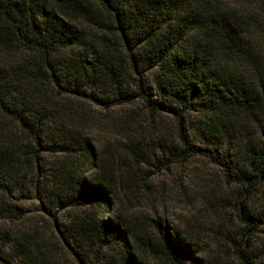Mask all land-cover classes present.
I'll use <instances>...</instances> for the list:
<instances>
[{
  "label": "trees",
  "instance_id": "trees-1",
  "mask_svg": "<svg viewBox=\"0 0 264 264\" xmlns=\"http://www.w3.org/2000/svg\"><path fill=\"white\" fill-rule=\"evenodd\" d=\"M68 1L50 7L42 0H0V57L24 52L0 62V221L22 224L24 210L16 202L36 195L51 207L73 210L61 240L76 264H88L85 251L92 249L106 264H147L151 256L185 264L187 244L178 232L100 218L92 210L121 193L118 155L97 157L77 121L69 120L72 111L62 117L49 100L54 91L81 98L96 87L113 96L104 104L142 99L153 125L146 150L181 160L202 151L189 144L184 118L187 111L201 113L203 137L226 143L236 160L231 173L227 160L211 155L242 188L238 216L244 226L239 241L231 239L234 256L239 264H264V242L258 254L253 242L264 211L255 217L247 206L264 183V132L252 130L264 116V69L249 78L215 64L219 57L243 60L240 25L216 0H97L96 14ZM72 12L104 35H85L59 16L71 18ZM146 62L155 68L158 101L141 78ZM134 74L140 76L131 78L132 90L127 81ZM166 114L176 121L179 144L173 149L159 123ZM46 154L49 162H43ZM0 264L64 263L50 238L33 227H9L0 228Z\"/></svg>",
  "mask_w": 264,
  "mask_h": 264
},
{
  "label": "rangeland",
  "instance_id": "rangeland-1",
  "mask_svg": "<svg viewBox=\"0 0 264 264\" xmlns=\"http://www.w3.org/2000/svg\"><path fill=\"white\" fill-rule=\"evenodd\" d=\"M42 1L51 7L56 0ZM69 2L80 3L91 12L100 13L101 7L97 0H69L66 3ZM216 4L220 11L229 14L240 25L245 53L243 60L219 57L215 64L218 68L242 72L250 78L257 69H264V0H216ZM101 15L104 17L102 13ZM59 16L85 35H104L78 14L70 13L71 18L61 14ZM23 55V51L3 55L0 62L7 63ZM139 68L146 90L150 92L152 99L158 101L161 92L155 84V68L147 62L140 64ZM138 76L140 75L134 74L128 79L130 89L135 90L131 78ZM86 94L81 98H73L54 91L49 102L51 109L62 117L68 118V110L72 111L69 120L77 121L74 123L80 126L83 136L89 139L97 157L104 159L111 154L116 158L118 155L117 162L122 166L125 176L120 185L121 193L111 197L106 208L92 210H96L100 218H126L136 224L141 223L149 230L160 225L163 229L178 232V238L187 244L183 257L185 264H239L234 256L231 239L236 242L240 239L244 225L239 219L238 208L244 197L241 186L231 181L226 176L224 167L218 163L223 159L227 160L233 173L236 172L233 167L236 160L231 158L233 153L226 143H213L203 137L198 129L201 113L187 111L184 118L189 144L202 151L181 160L157 148L146 150L144 143L147 142L145 139L149 136L152 123L142 99L136 98L131 102L113 105L101 102L113 98L102 89L90 87ZM159 123L164 126L163 135L165 133L168 137L167 142L173 149L172 145L179 144L174 117L163 115ZM252 126L258 136L263 135L264 116ZM141 141H144L142 145L136 144ZM149 143L153 145L152 141ZM51 158L46 154L43 162H49ZM16 204L24 210L23 223L13 225L11 222L0 221V228L12 227L18 230L33 227L51 239L64 264H76L61 240L73 210L65 206L51 207L36 195L29 200L17 201ZM247 206L255 217L264 211V183ZM253 242L257 252L264 242V219L261 220L258 233L253 236ZM85 253L89 257L88 264H106L95 249ZM94 254L97 258L91 260ZM258 261L255 259V263L258 264ZM145 262L168 264L155 256L145 257Z\"/></svg>",
  "mask_w": 264,
  "mask_h": 264
}]
</instances>
